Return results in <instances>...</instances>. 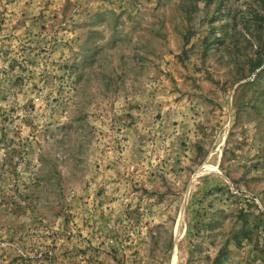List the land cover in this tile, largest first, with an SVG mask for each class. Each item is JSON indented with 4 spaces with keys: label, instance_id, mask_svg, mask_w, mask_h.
<instances>
[{
    "label": "rangeland",
    "instance_id": "obj_1",
    "mask_svg": "<svg viewBox=\"0 0 264 264\" xmlns=\"http://www.w3.org/2000/svg\"><path fill=\"white\" fill-rule=\"evenodd\" d=\"M0 264H264V0H0Z\"/></svg>",
    "mask_w": 264,
    "mask_h": 264
}]
</instances>
